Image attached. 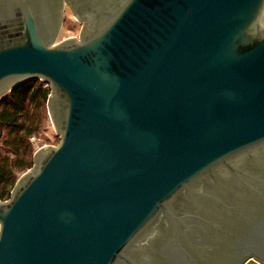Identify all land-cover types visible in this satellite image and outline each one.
Listing matches in <instances>:
<instances>
[{
    "label": "water",
    "instance_id": "1",
    "mask_svg": "<svg viewBox=\"0 0 264 264\" xmlns=\"http://www.w3.org/2000/svg\"><path fill=\"white\" fill-rule=\"evenodd\" d=\"M68 1L0 0V99L45 80L61 137L0 264H264V0Z\"/></svg>",
    "mask_w": 264,
    "mask_h": 264
},
{
    "label": "trees",
    "instance_id": "2",
    "mask_svg": "<svg viewBox=\"0 0 264 264\" xmlns=\"http://www.w3.org/2000/svg\"><path fill=\"white\" fill-rule=\"evenodd\" d=\"M40 79L20 83L0 99V130L5 131L3 146L15 157L0 154V199L10 198L16 172L32 166L30 137L39 130V123L29 113L31 106L48 103L50 85ZM49 84V83H48Z\"/></svg>",
    "mask_w": 264,
    "mask_h": 264
},
{
    "label": "rangeland",
    "instance_id": "3",
    "mask_svg": "<svg viewBox=\"0 0 264 264\" xmlns=\"http://www.w3.org/2000/svg\"><path fill=\"white\" fill-rule=\"evenodd\" d=\"M68 6L70 5L66 3L63 8L64 18H63L61 27L59 29L58 35L56 36V42H59V41H62L68 38L78 39L80 38V34L82 33V27H81V24L77 16L75 15V13L72 11L71 8H68ZM43 81L46 82L45 80ZM45 85H49V84L46 83ZM29 113H31L32 117H35L36 120L38 121L39 130L30 137V144H31V150H32V166L29 168H26L25 170L17 171L16 172L17 181L24 174L32 173L36 170L39 164V159L35 157L36 152L40 150L47 152L48 150H50V148H54L58 146V144L60 143V139H61L60 134L57 132L51 120V116L49 114L48 103L40 107L31 106ZM4 133L5 131L0 130V154L15 157L13 154L7 152L3 146ZM13 189L11 190V195H12ZM0 201H6V200L0 199Z\"/></svg>",
    "mask_w": 264,
    "mask_h": 264
},
{
    "label": "flooded vegetation",
    "instance_id": "4",
    "mask_svg": "<svg viewBox=\"0 0 264 264\" xmlns=\"http://www.w3.org/2000/svg\"><path fill=\"white\" fill-rule=\"evenodd\" d=\"M68 2L77 14L83 18L86 17L83 10L84 7L81 3H79L77 0H69Z\"/></svg>",
    "mask_w": 264,
    "mask_h": 264
}]
</instances>
